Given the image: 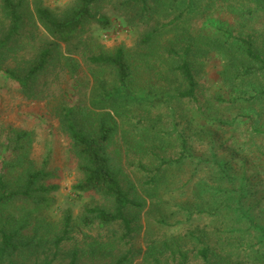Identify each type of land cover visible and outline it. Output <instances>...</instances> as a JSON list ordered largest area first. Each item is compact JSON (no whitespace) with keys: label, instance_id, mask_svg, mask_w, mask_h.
I'll return each instance as SVG.
<instances>
[{"label":"rangeland","instance_id":"1","mask_svg":"<svg viewBox=\"0 0 264 264\" xmlns=\"http://www.w3.org/2000/svg\"><path fill=\"white\" fill-rule=\"evenodd\" d=\"M24 1L33 12L35 0ZM39 1L64 11L77 0ZM112 3L102 1L93 10L107 16L111 27L94 25L89 37L95 52L109 55L122 47L130 55L137 71L130 88L111 99L106 94L116 87L114 74L108 69L90 70L81 61L75 73L59 66L46 78L53 96L30 100L0 72V177L14 187L17 177L9 173L7 164L20 158L15 150L17 136L29 132L31 165L51 171L55 175L51 184L58 186L49 196V209L33 210L34 220L44 225L41 234L59 232L67 211L77 224L87 208L110 206L95 193L78 198L73 189L83 175L64 130L63 109L77 113L86 109L92 119L85 122L87 129L96 132L100 120L115 129L106 152L132 199L143 207L130 212L138 235L111 254L103 252L96 258L85 246L87 239L90 247L94 234L76 232L83 251L78 264H112L128 248L133 253L127 255L126 264H264V99L243 98L254 94L234 86L227 56L215 44L224 29L237 37L255 34L264 47V7L256 9L250 2L245 8L200 14L183 29L164 30L150 51L143 44L144 28L124 22ZM8 25L0 0V39ZM26 28L18 44L10 46L15 47L12 57L22 64L3 58L2 68L28 69L47 45L50 38L37 24L31 21ZM187 40L198 47L191 55L201 87L198 102H159L162 95H172L180 87L166 49H180ZM182 139L187 141V156L178 163ZM161 159L169 166L163 168L158 186L152 187L147 180ZM71 249L66 245L61 251L65 264ZM203 249L209 251L206 259L201 256Z\"/></svg>","mask_w":264,"mask_h":264},{"label":"trees","instance_id":"2","mask_svg":"<svg viewBox=\"0 0 264 264\" xmlns=\"http://www.w3.org/2000/svg\"><path fill=\"white\" fill-rule=\"evenodd\" d=\"M107 0H77L64 11L52 10L35 0L33 12L27 10L24 0H2V14L8 21V30L0 39V61L11 59L16 43L26 33V26L32 21L50 38L28 69L18 70L2 68L0 72L16 82L28 99L46 100L50 93L49 79L59 66H64L70 73L81 67V61L90 70L108 69L115 76L116 87L106 96L111 99L120 96L121 89L130 88L137 71L130 55L122 47L107 55L95 52V42L89 37L91 28L100 25L103 29L111 27L110 19L94 12L95 6ZM113 10L129 25L143 27V44L152 51L158 36L168 29L184 28L187 22L200 14H211L216 9L232 11L245 8L250 2L257 9L264 7L259 0H109ZM215 44L227 56V66L232 76L231 82L242 92L253 93L243 97L246 100L264 99V47L257 43V35L248 33L237 37L228 30H219ZM65 50V51H64ZM198 50L191 40L180 49H166V54L174 61L172 70L179 77L180 87L175 93L164 94L160 101L180 100L198 102L201 87L197 79L191 55ZM78 57V58H77ZM3 62V61H1ZM17 60V65L20 66ZM21 68V67H19ZM42 81V82H41ZM88 110L77 113L72 108L63 109V125L72 144L83 175L82 181L74 186L78 198L95 193L110 203L108 207L94 205L86 209L85 214L76 224L71 211H67L62 220L61 229L52 232L43 230V223L36 221L33 210L49 209L50 194L58 189L51 184L55 175L47 169H37L31 165L32 134H19L15 141V150L20 158L7 167L12 176H16L14 187L10 180L0 177V264H65L60 255L66 245H72L70 260L67 264H78L83 251L80 250L76 232L94 234L85 246L92 249L96 258L101 253L111 254L130 243L138 235L136 220L130 216L132 209H139L143 204L132 199L130 189L121 179L118 166L106 149L115 129L105 120H100L97 131L85 127L90 122ZM187 141L182 139V148L177 162L187 155ZM169 163L161 159L160 167L150 172L147 184L157 187L163 168ZM19 173V175H18ZM161 179V180H162ZM15 211V212H14ZM16 215L20 219L15 220ZM169 249L165 245L164 252ZM209 251L203 249L201 256L206 259ZM133 249L128 248L112 264H126L127 255ZM174 256L176 255L173 253ZM180 257L184 256L180 254Z\"/></svg>","mask_w":264,"mask_h":264}]
</instances>
